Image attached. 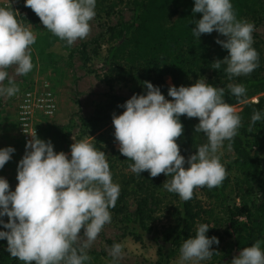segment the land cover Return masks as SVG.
I'll use <instances>...</instances> for the list:
<instances>
[{
    "label": "clouds",
    "instance_id": "clouds-1",
    "mask_svg": "<svg viewBox=\"0 0 264 264\" xmlns=\"http://www.w3.org/2000/svg\"><path fill=\"white\" fill-rule=\"evenodd\" d=\"M25 7L68 46L89 36L90 21L96 16V0H26ZM192 11L202 14L201 19L193 20L194 36L215 31L226 37L216 43L229 55L212 63L213 69L226 65L225 72L232 80L248 76L260 66L259 53L253 47L255 24L238 19L231 0H194ZM16 13L12 5L0 7V96L4 97L20 91L8 69L14 68L15 75L22 76L34 68L31 46L36 35L31 25L18 21ZM143 84L146 94L133 95L120 106L126 109L123 114H113L112 120L119 152L133 161L131 171L137 175L147 171L153 178L166 175L163 187L185 202L193 198L197 188L221 186L228 173L221 163L220 150L225 141L232 150L242 126L235 105L225 102V89L201 77L190 87L170 86L168 96L172 99L168 100L159 87L147 81ZM227 88L238 102H245L242 83H229ZM262 115L253 110L249 132ZM181 116L198 118L195 132L207 137V143L187 159L176 142L184 133ZM31 136L18 164L15 191L7 179L0 177V217L8 218L7 223L0 219V225L7 229L0 231V240H7L10 256L23 264H86L91 260L88 250L104 226L111 223L110 209L115 208L121 191L113 182L109 159L88 138L79 142L73 138L69 159L65 152L57 153L50 140L46 142L36 133ZM14 152L13 147L0 149V169ZM208 231V224L197 225L195 236L180 247L179 264H200L220 254L212 250L219 239L209 238ZM262 245L264 240L257 239L239 250L231 264H264ZM109 255L113 264H119L124 245L114 243Z\"/></svg>",
    "mask_w": 264,
    "mask_h": 264
},
{
    "label": "trees",
    "instance_id": "trees-1",
    "mask_svg": "<svg viewBox=\"0 0 264 264\" xmlns=\"http://www.w3.org/2000/svg\"><path fill=\"white\" fill-rule=\"evenodd\" d=\"M118 3H130L132 6L133 19L131 22L124 21L121 13H117L118 20L108 32L115 43L107 50V57L101 71L104 79L113 82L125 75L131 74V80L139 79L141 83L147 81L159 87L161 93L168 95L169 86L165 83V77L169 76L173 86L190 87L187 72L190 67L198 64L202 46H205L207 36L202 34L199 38L194 36L192 29L195 27L193 20L202 18V14L193 13L194 0H117ZM237 17L255 12V0H231ZM116 4V3H115ZM114 6V5H113ZM176 15L173 22L171 19ZM36 16V17H34ZM28 22L32 25L39 23V17L31 10L27 12ZM217 34V32H213ZM198 48V50L196 49ZM207 82L214 87H222L221 79L228 78L225 72L226 65L219 70L212 68V63L217 59L224 60L229 52L216 45L211 49ZM124 62L129 71L126 72L121 64ZM131 70V71H130ZM133 72V73H132ZM108 84L110 92L113 91L111 83ZM246 92L253 89H264V77L249 78L245 81ZM147 89L142 91L138 87L131 89L133 95L146 94ZM225 102L229 104L239 103L237 98L225 89ZM131 99V98H130ZM129 98L112 95L109 103L95 110L90 118H80V131L90 135L94 130L101 128L108 120H113V114L121 115L126 110L124 105ZM264 102L259 100L257 104H248L246 111L261 107ZM184 125L183 135L177 139L181 149V155L186 159L195 154L198 146L207 143V137L203 133H196L195 126L199 124L198 118L180 117ZM248 125L242 124L239 134L234 138L232 152L235 155L234 163L241 174L251 183L259 187L260 202L254 212L247 205L230 206L226 202V191L230 184L227 175L222 185L213 189L206 186L198 188L205 203L200 201L194 192L193 198L187 202L181 200L178 194L166 192L162 196L157 191L166 190L163 184L168 177L164 174L153 178L145 171L141 175L133 173L129 167L133 161L128 160L120 152L112 150V154L118 157L119 172L123 180L121 185L126 189L132 186L135 190L136 203L133 218H127L130 225V236L140 242L143 237H148L157 248V260L155 264H168L174 255L180 252L184 240L194 237L197 225L208 224L207 236H215L220 243L224 238L230 240L227 249L218 258L217 264H231L239 250L251 246L257 239L264 240V178L257 150L264 139V128L248 131ZM228 144V141H225ZM223 164V163H222ZM187 166V165H186ZM228 173V167L224 164ZM138 192V193H137ZM138 194V195H137ZM169 201V215L173 224L162 227L158 232L153 227V213L163 203ZM213 203L220 206L217 214ZM221 214V216H220ZM244 218V223L239 220ZM221 224V225H219ZM223 227L220 234L219 228ZM0 231H7L0 225ZM219 243V244H220ZM212 245V249L214 248ZM7 240H0V264H21L17 258H12L7 251ZM264 249V245H262Z\"/></svg>",
    "mask_w": 264,
    "mask_h": 264
},
{
    "label": "rangeland",
    "instance_id": "rangeland-1",
    "mask_svg": "<svg viewBox=\"0 0 264 264\" xmlns=\"http://www.w3.org/2000/svg\"><path fill=\"white\" fill-rule=\"evenodd\" d=\"M25 2L26 0H0V7H11L12 5L13 9L17 11L16 17L18 21L25 26L31 25L36 35V42L31 46L33 70L27 75L16 76L14 68L8 69L10 76L14 77L20 91L12 97L0 96V137L4 138V142L0 143V148L17 147L13 139L17 143L19 142V138H16L19 137L17 112L19 101L25 91L32 87L40 90L45 83L48 84L54 98H56V105L57 103L59 104V101L64 103L62 109L59 111L58 108L56 113L59 112L58 123L63 125L60 126L58 133L61 137H72L71 140L65 139L64 146L67 147L66 149L71 150V145L75 141L79 142L84 138H88L98 150L104 151L107 155L113 182L119 184L121 189L115 208L110 209L112 215L111 223L104 226L98 238L88 250L91 260L86 262V264H113L109 251L114 243H122L124 245V256L119 261V264H155L158 248L156 244L149 240L148 237H143L140 242H137L130 236L131 227L126 222V219L133 218L136 195L134 193L135 189L131 185L126 189L121 185L123 178L119 172L120 166L117 165L119 163L118 157L112 154V150L119 152V144L115 140V128L112 120H108L101 125L100 129L94 130L90 135L83 134L80 131L79 121L80 118L87 119L93 116L95 110L109 103L112 95L130 99L133 87H138L142 91L146 89L139 79L131 80V74L110 82L103 78L102 74L104 73L101 71V67L107 57V50L115 43L108 29L115 26L118 20L117 13H121L124 21L131 22L133 19L132 6L130 8L129 2L122 4L118 3L117 0H96V16L90 21L91 32L89 36L68 46L66 41H62L51 32H48L40 19L37 25H32L28 22L27 12L30 8L25 7ZM175 18L176 15L172 17L171 22ZM237 18L246 19L255 24L253 47L259 53L260 66L248 76L233 77L232 80L228 78L221 79L220 84H222L224 89H228L227 85L229 83H242L245 85V81L249 78L256 77L258 79L264 77V0H255L254 13L245 14ZM217 39L226 40V37L221 36L219 33H212L207 36V44L202 46L198 64L188 70L187 79L191 86L201 77L206 78L209 75L208 65L212 57V47L218 45L223 48L216 43ZM196 49L198 50V48ZM121 64L125 63L122 62ZM122 68L126 72L129 71V67H126V64ZM108 82L113 86L112 92L108 89ZM165 83L169 87L173 86L169 76L165 77ZM3 84L6 86L7 80ZM165 98L168 100L172 99L168 95ZM242 99L245 102H239L234 105L242 118V124L249 126L254 109L264 114V102L261 104L260 109H251V113L246 111V106L248 104H257L261 99L264 100V89L248 90L246 96ZM70 107H73V109H70ZM38 121H40L38 118L34 121L36 128V122ZM43 124L45 125L46 133H49L50 127L46 123ZM261 127L264 128V115H262L260 121L256 122L253 129L259 130ZM220 152L222 153L221 163L228 167V175L230 177V184L226 191L227 204L230 206L247 205L254 212L260 202L261 190L241 174L234 163L235 155L232 150H228L226 142H224ZM14 153H16L17 162L0 169V177L7 179L12 191H15L18 185V164L24 156L21 149L16 148ZM257 156L260 160L264 178V139L258 147ZM69 159H71V154ZM166 192L167 190L157 191V194L162 196ZM194 192L200 201L206 202L198 188ZM168 203V200H163V203L153 213L154 220L152 225L158 232L162 231V227L166 228L173 224V219L168 211L170 207ZM213 204L217 214H219L220 206L217 203ZM239 221L244 223L246 220L242 218ZM219 231L221 234L223 227H220ZM81 235H83V229L81 230ZM229 242L230 240L225 237L219 245H214L212 250L218 251L220 254L214 255L212 259L202 261L200 264H217L218 258L223 253V250L228 248L226 244ZM179 256L180 252L176 253L168 264H179ZM21 264H23L22 261ZM188 264H192V262H188Z\"/></svg>",
    "mask_w": 264,
    "mask_h": 264
},
{
    "label": "built area",
    "instance_id": "built-area-1",
    "mask_svg": "<svg viewBox=\"0 0 264 264\" xmlns=\"http://www.w3.org/2000/svg\"><path fill=\"white\" fill-rule=\"evenodd\" d=\"M56 112V101L48 84L38 90L29 88L23 94L18 106V134L23 144L32 139L31 135H38L34 121L39 118H49Z\"/></svg>",
    "mask_w": 264,
    "mask_h": 264
},
{
    "label": "crops",
    "instance_id": "crops-1",
    "mask_svg": "<svg viewBox=\"0 0 264 264\" xmlns=\"http://www.w3.org/2000/svg\"><path fill=\"white\" fill-rule=\"evenodd\" d=\"M62 105H64V103L59 101V104L57 103V105H56V109H57L56 111H58V108H59V111H60V109H62ZM70 109H73V107H70ZM58 116H59V112H57V113L55 112L54 115L52 117H49V118L39 117L38 119L40 121L36 122L37 130H38L37 137L42 139V140H44V141H46V142L50 140L52 142L53 146H54V150L57 153H59L60 151H63L66 154H68V156H69L71 154V150L66 149L67 147L64 146L65 145L64 143H65V139L71 140L72 137H61V135L58 133L59 129L61 128L60 126H63V125H60L58 123V120H59ZM43 123L48 124V126L50 127L49 128L50 129L49 133H46V130L44 129L45 125ZM16 138H19V137H16ZM13 141L17 144V147H14V146H12V147L14 149L17 148V149L23 150V154L25 155L26 145L22 143L20 138L18 140L19 141L18 143L14 139H13ZM2 142H4V138L0 137V143H2ZM0 149H3V148H0ZM15 154L16 153L12 154V157L14 156V158H12L9 162L6 163V165H5L6 167L7 166H11L12 164H15L17 162V159L15 158ZM0 219H3V221L5 223L8 222V218L6 216L5 217H0Z\"/></svg>",
    "mask_w": 264,
    "mask_h": 264
}]
</instances>
